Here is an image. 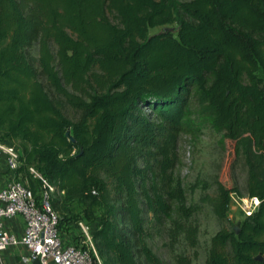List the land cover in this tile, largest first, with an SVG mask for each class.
<instances>
[{"label":"trees","instance_id":"obj_1","mask_svg":"<svg viewBox=\"0 0 264 264\" xmlns=\"http://www.w3.org/2000/svg\"><path fill=\"white\" fill-rule=\"evenodd\" d=\"M190 98L196 127L219 133L221 147L233 142L245 194L260 200L235 233L210 237L204 264H264V0H0V141L20 149L14 177L34 167L62 191L48 198L57 228L92 224L111 182L119 204L92 230L102 264H139L133 248L158 264L138 197L158 221L196 210L171 175L178 131L195 126ZM35 181H26L33 194ZM214 185L199 201L222 220L236 189ZM176 227L192 245L194 230Z\"/></svg>","mask_w":264,"mask_h":264},{"label":"rangeland","instance_id":"obj_2","mask_svg":"<svg viewBox=\"0 0 264 264\" xmlns=\"http://www.w3.org/2000/svg\"><path fill=\"white\" fill-rule=\"evenodd\" d=\"M158 29L159 27L150 28L148 33H154ZM29 52L36 55V43L29 49ZM189 101L190 117L195 126L193 128L182 127L178 131L173 151L175 162L171 169V175L180 182L184 190L185 204L195 205L196 210L186 219L175 218L176 221L174 223H171L168 219L158 221L154 219L151 213L146 211L142 199L138 197V207L140 208L144 229V242L151 253L158 259V264H174V260L178 255L188 257L190 264H204L210 237L221 228L235 233L242 220V216L235 209L232 202L229 203L225 218L219 220L214 216L207 203L199 201L201 195H215V180L220 182L225 188L234 187L238 195H245L246 170L241 161H233V142L224 140L221 147L218 142L219 133L212 130L207 124L196 127L198 121L194 112L196 104L192 98ZM144 110L147 111L146 109ZM65 114L68 119L72 121L75 119L76 114L72 110L66 109ZM14 144L18 148L17 143ZM1 166L4 170V164L2 165L1 163ZM31 168L36 172L34 167ZM1 174L5 173L1 172ZM21 174L22 179L31 180L34 185H37L31 171L28 170V175L26 173ZM53 193L58 194V191ZM118 204L119 200L112 191L111 182L106 180V191L101 202L92 209L93 227H96L103 219L104 210L108 205L117 207ZM68 207L69 215L78 216L80 214L81 206L79 203L71 202ZM53 211L60 219L58 208ZM173 217L175 216L173 215ZM176 225L183 229L194 230V243L192 245L189 244L185 230L184 232H179ZM58 231L61 238L67 243L74 240L78 235V230L74 223H70V225L60 223ZM135 249L133 248V254L136 262L147 264L136 253Z\"/></svg>","mask_w":264,"mask_h":264},{"label":"built area","instance_id":"obj_3","mask_svg":"<svg viewBox=\"0 0 264 264\" xmlns=\"http://www.w3.org/2000/svg\"><path fill=\"white\" fill-rule=\"evenodd\" d=\"M0 157L8 179L0 182V264H12L4 260L1 253L16 251L17 264H30L35 258L38 264H102L95 251L93 225L82 219L75 221L78 235L74 240L65 242L58 231V216L48 203L50 195L57 191L53 185L28 167L35 178L40 180L37 193H32L25 180L14 177L18 162V151L14 144L0 141ZM62 191H58L61 194ZM229 203H234L242 218L250 216L259 205V198L251 195L228 194ZM20 219V232L7 230L4 222Z\"/></svg>","mask_w":264,"mask_h":264},{"label":"crops","instance_id":"obj_4","mask_svg":"<svg viewBox=\"0 0 264 264\" xmlns=\"http://www.w3.org/2000/svg\"><path fill=\"white\" fill-rule=\"evenodd\" d=\"M1 163L3 165V158L0 157V182H3L5 179H8L10 176V173L4 172L6 171L5 169L3 170ZM1 172L5 173V174H1ZM4 226L7 228L8 231L13 232L15 234H18L20 232V219L16 218V219H12V220H8L4 222ZM1 256L4 260L12 263V264H17V254L16 251H11V250H7L1 253Z\"/></svg>","mask_w":264,"mask_h":264},{"label":"water","instance_id":"obj_5","mask_svg":"<svg viewBox=\"0 0 264 264\" xmlns=\"http://www.w3.org/2000/svg\"><path fill=\"white\" fill-rule=\"evenodd\" d=\"M64 136L67 137L70 141H73V138L69 134V129H66L64 132ZM30 264H38L37 260L35 258H30Z\"/></svg>","mask_w":264,"mask_h":264}]
</instances>
